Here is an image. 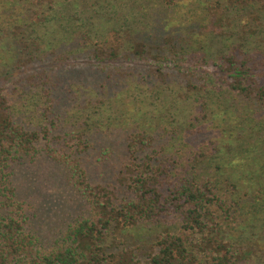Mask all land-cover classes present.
<instances>
[{
	"label": "trees",
	"instance_id": "obj_1",
	"mask_svg": "<svg viewBox=\"0 0 264 264\" xmlns=\"http://www.w3.org/2000/svg\"><path fill=\"white\" fill-rule=\"evenodd\" d=\"M11 1L27 5L15 7L20 12L10 11L7 17L16 35L22 32L21 23L46 26L70 10L65 1ZM159 4L171 15L183 10L184 17L183 26L178 21L182 27L172 37L165 35L160 47L148 45L139 33L119 29L102 40L94 39L90 30L71 39L73 48L88 55L102 72H120L117 60L149 56L156 82L179 80L185 100L194 108L183 125L164 115L168 124L158 122L156 131L136 127L123 136L117 186L94 181L86 167L89 161L81 159L92 146L90 141L77 136L71 139H77L74 150L64 145L54 134L55 118L49 119L46 112L45 124L35 129L17 123L13 92L0 83V264H264V126L262 134L251 137L240 132L236 136L224 125L220 132H211L212 138L205 131L219 127L210 124L208 131L197 132L210 106L219 110L228 96L253 107V117L264 115V51L252 49L246 41L228 52L218 49L214 57L210 45L211 38L221 37L230 26L233 8L249 11L253 22L263 20L264 0H159ZM164 20L162 28L172 31L173 20ZM191 21L196 27L189 25ZM177 33L182 36L175 40ZM41 44L19 41L24 51L35 49L33 62L38 57L33 53L42 55ZM154 50L157 53L152 54ZM46 99L49 112L54 106L50 92ZM220 113L226 111L220 108ZM228 135L234 139L228 141ZM107 150L96 162L99 170L117 169ZM40 155L64 169L67 184L86 207L52 239L27 228L28 207L12 183L14 167ZM140 227L156 231L149 250L135 254L119 249L120 238Z\"/></svg>",
	"mask_w": 264,
	"mask_h": 264
},
{
	"label": "rangeland",
	"instance_id": "obj_2",
	"mask_svg": "<svg viewBox=\"0 0 264 264\" xmlns=\"http://www.w3.org/2000/svg\"><path fill=\"white\" fill-rule=\"evenodd\" d=\"M55 1H65L70 10L65 13L62 11L55 22L46 26L35 27L29 26V22L21 23L22 32L16 35L15 27L7 17L10 11L17 15L21 7L27 5L23 2L13 5L11 0H0V30L3 32L0 33V83L9 92H13L17 123L35 129L45 124L42 112H46L49 119L55 118L58 129L54 134L61 138L60 142L64 145L67 143L74 150L77 139H71L77 136L90 141L92 146L82 154L81 159L83 162L89 161L86 167L94 181L117 186L119 160L123 156V136L125 138L132 129L143 126L154 128V132L158 122L168 124L165 121L169 120L165 118L168 115H172L177 124L183 125L193 114L194 108L190 101L185 100L186 91L179 80L165 85L156 82L150 74V69H155V63L149 56L139 61L117 60L115 65L120 72L114 69L102 72L98 64L87 60L88 55L73 48L75 42H71V39L78 32L90 30L94 39L102 40L110 32L119 29L139 33L148 45L160 47L165 35L172 37L171 33L178 32L179 27L183 26V10H175L171 15L159 4V0ZM17 6L20 10L14 9ZM165 18L173 20L170 26L172 31L169 27L162 28V24L166 23ZM229 18L231 24L225 28V33L221 37L211 38L214 57L218 49L228 52L231 47L240 46L246 41L252 49L264 51V19L253 22L249 11L238 12L234 8ZM152 19H155L153 25ZM180 20L182 26L177 25ZM194 23L191 21L189 25L196 27ZM135 24L137 28L133 26ZM181 36L177 33L174 35L175 40ZM20 38L28 42H42V55L33 53L38 57L34 62L30 60L31 49H35L31 47L30 52L24 51L19 45ZM154 53L157 51L154 50ZM210 57L213 59L211 61L215 60L213 56ZM141 77L146 80L142 82ZM44 82L46 86H43ZM47 92L52 94L54 103L49 112L46 107L51 103H47ZM220 106L226 113H220V108L217 110L211 105L206 117L200 119L197 132L211 124L219 127L211 131L206 129L208 132L205 133H209L211 138V132H220L223 125L228 126V131L236 136L238 132L246 137L262 134L264 115H259L261 119L253 117V107L234 96L223 98ZM168 126L170 128L172 125ZM233 139V135H228V141ZM248 143L251 145L252 140ZM52 145L57 146L56 143ZM106 149L111 152L113 164L117 165L115 170L106 167L97 169L96 162ZM12 183L18 197L28 207L27 228L42 238H54L86 210L84 201L67 184L64 169L44 155L33 162L24 161L16 165ZM147 229L140 227L127 231V237L120 238L123 244L119 249L133 251L135 254L149 250L156 231Z\"/></svg>",
	"mask_w": 264,
	"mask_h": 264
}]
</instances>
